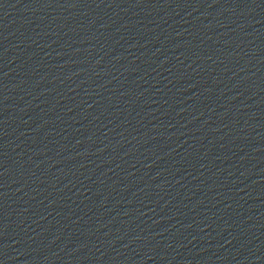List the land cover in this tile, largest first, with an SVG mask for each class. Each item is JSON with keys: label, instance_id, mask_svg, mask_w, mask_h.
Listing matches in <instances>:
<instances>
[{"label": "water", "instance_id": "water-1", "mask_svg": "<svg viewBox=\"0 0 264 264\" xmlns=\"http://www.w3.org/2000/svg\"><path fill=\"white\" fill-rule=\"evenodd\" d=\"M233 0H0V89Z\"/></svg>", "mask_w": 264, "mask_h": 264}]
</instances>
